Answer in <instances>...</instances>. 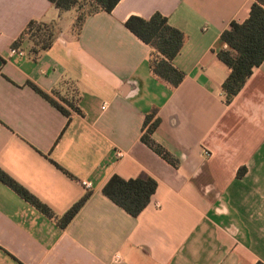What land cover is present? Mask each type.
Returning a JSON list of instances; mask_svg holds the SVG:
<instances>
[{"label": "crops", "instance_id": "0c3cea01", "mask_svg": "<svg viewBox=\"0 0 264 264\" xmlns=\"http://www.w3.org/2000/svg\"><path fill=\"white\" fill-rule=\"evenodd\" d=\"M253 1L120 0L76 27L77 7L0 0V168L58 215L90 193L61 228L0 181V264L264 262V62L228 102L217 54ZM155 12L186 35L174 88L125 25ZM32 20L53 25L48 48L23 35ZM152 112L172 162L141 140ZM114 174L157 181L138 217L103 193Z\"/></svg>", "mask_w": 264, "mask_h": 264}, {"label": "trees", "instance_id": "16d2710c", "mask_svg": "<svg viewBox=\"0 0 264 264\" xmlns=\"http://www.w3.org/2000/svg\"><path fill=\"white\" fill-rule=\"evenodd\" d=\"M120 0H50L58 9L65 11L77 7L78 15L75 25L80 27L84 18L97 11L111 12ZM126 27L138 38L148 44L152 51L150 65L153 75L170 87H177L184 79L185 73L174 63V59L182 50L186 35L168 22L167 16L155 12L149 18L137 15L130 16ZM23 35L29 36L42 49L48 48L54 38L53 25L32 20ZM221 39L228 48L220 50L218 58L230 69L223 83L227 101L231 102L242 90L256 68L264 62V0H254L249 8L247 18L242 21L233 20L221 34ZM18 43H14L17 46ZM34 86V85H33ZM46 98L64 113H68L61 105L52 100L34 86ZM73 106V105H71ZM160 123L156 112L145 118L141 140L164 159L172 162L170 153L153 138V133ZM246 167H241L238 176L244 175ZM0 181L13 189L28 203L49 218L57 220L61 228H65L87 201L90 193H86L74 203L64 214H56L46 203L16 181L0 168ZM157 181L152 177L126 179L118 174L112 175L103 186V193L114 203L138 217L150 202L157 188ZM255 264H264L257 261Z\"/></svg>", "mask_w": 264, "mask_h": 264}, {"label": "built area", "instance_id": "2783aa9c", "mask_svg": "<svg viewBox=\"0 0 264 264\" xmlns=\"http://www.w3.org/2000/svg\"><path fill=\"white\" fill-rule=\"evenodd\" d=\"M11 52H12V53H16V52H20V51H19V49H18L16 46H14V47H12ZM117 156H118V157H123V156H124V152L121 151V150L117 151ZM83 185H84L86 188H91V183H90V182L83 181Z\"/></svg>", "mask_w": 264, "mask_h": 264}]
</instances>
